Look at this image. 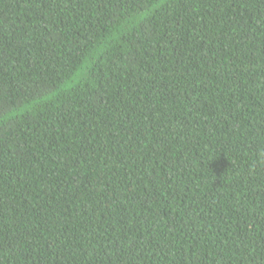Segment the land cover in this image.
Masks as SVG:
<instances>
[{
    "label": "trees",
    "instance_id": "1",
    "mask_svg": "<svg viewBox=\"0 0 264 264\" xmlns=\"http://www.w3.org/2000/svg\"><path fill=\"white\" fill-rule=\"evenodd\" d=\"M0 264H264V0H0Z\"/></svg>",
    "mask_w": 264,
    "mask_h": 264
}]
</instances>
